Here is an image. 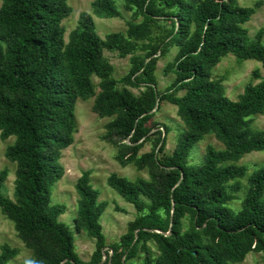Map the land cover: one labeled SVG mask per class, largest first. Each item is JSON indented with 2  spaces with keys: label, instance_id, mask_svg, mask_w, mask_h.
<instances>
[{
  "label": "trees",
  "instance_id": "16d2710c",
  "mask_svg": "<svg viewBox=\"0 0 264 264\" xmlns=\"http://www.w3.org/2000/svg\"><path fill=\"white\" fill-rule=\"evenodd\" d=\"M1 1L0 138H16L6 157L17 170L14 199L3 192L8 170L0 172V208L33 251L30 264H126L139 252L146 255L144 264H153L149 241L159 252L156 264H237L250 253L264 254V167L248 177L241 209L229 206L236 199L230 182L245 178L249 170L237 163L264 151V132L252 127V117L264 113V79L248 84L237 101L212 79V70L230 54L264 67V30L251 39L245 27L256 8L241 6L239 0H124L126 10L138 9L144 16L143 23L130 26L128 38L111 34L102 40L93 16L82 13L66 42L62 21L72 13L68 0ZM95 14L116 17L120 12L115 0H96ZM162 19L171 23L170 32L159 45L145 46V58L135 57L121 81L145 91L137 96L119 89L104 49L131 53ZM169 43L179 48L168 67L176 79L160 93L156 56ZM93 75L101 79L97 95ZM93 97L95 113L113 118L104 139L117 146L119 161L149 168L150 178L133 182L116 173L109 176L108 185L140 216L120 245L107 251L101 224L107 204L99 201L91 171L83 172L76 184L75 226L96 241L85 262L76 252L74 231L59 221L67 207L52 203V188L65 175L60 160L73 144L76 104ZM165 101L177 106L186 131L172 155H159L167 142L160 136L158 147L140 156L154 128L159 129L149 123ZM211 133L225 149L208 146L203 163L190 164L195 145ZM19 253L3 245L0 264H10Z\"/></svg>",
  "mask_w": 264,
  "mask_h": 264
},
{
  "label": "rangeland",
  "instance_id": "374dc122",
  "mask_svg": "<svg viewBox=\"0 0 264 264\" xmlns=\"http://www.w3.org/2000/svg\"><path fill=\"white\" fill-rule=\"evenodd\" d=\"M120 15L116 17H99L95 14L96 0H68L72 8L71 15L62 21L65 29V40L69 41L70 35L79 27V20L82 13H89L95 20V28L102 40H107L111 34H120L128 38V31L131 25L141 24L144 16L138 9L128 11L125 9L124 0H115ZM239 4L244 7L256 8V13L245 25L249 31V36L253 39L260 30H264V0H239ZM2 1L0 0V9ZM171 30V23L162 19L152 26V33L147 39L138 41V48L127 55H123L118 50L104 49V59L112 66V78L117 82L119 89L127 88L135 95L141 96L145 88H135L121 82L133 67L135 57L145 58L148 49L145 47L150 43L159 45ZM264 42V37H263ZM179 48L169 43L168 46L159 51L157 58V68L155 75L158 81L157 90L165 92L175 81L176 75L168 70L178 54ZM258 72L259 77L255 76ZM212 79L220 82L225 90V95L237 101L244 93L248 84H257L264 79V67L257 60H244L230 54L224 57L221 62L212 70ZM92 83L96 95L101 91V79L97 75L92 76ZM184 91L178 95H184ZM95 97L87 100H78L75 107V129L73 133V144L62 153L61 164L65 169L64 177L56 182L52 188V203L65 204L66 213L59 218L60 222L66 223L74 231L76 252L85 262L91 260L96 250V241L90 238L86 232L76 231L75 220L78 215L79 196L76 191V184L85 171H91V184L99 191V201L106 203L107 207L101 217L103 233L106 238L107 251L113 245H120L121 239L128 233L129 224L140 216L137 208L124 199L117 191L108 185V178L116 173L130 181L138 179L149 180V168L138 169L134 163L123 164L118 159V148L112 143L107 142L104 136L107 132L106 125L113 118H102L95 113L93 107ZM252 127L256 131L264 132V113L252 117ZM154 128L152 138L147 141L140 150V156L150 153L158 147L160 136L166 138V147L159 154L161 157L172 155L181 136L186 131V126L178 114L177 106L165 101L155 109V117L149 123ZM169 128V131L162 129V126ZM159 130L162 134H159ZM15 137H10L3 141L0 138V172L7 169L9 174L3 186L6 196L14 199L15 180L17 165L9 161L6 157L7 147L15 142ZM208 146H213L218 150L225 149L216 136L211 133L198 142L193 148L190 156V164L201 165ZM160 147V146H159ZM238 165L248 167V175L240 180L232 181L229 184L230 191L236 199L230 202V207L235 211L241 209V204L248 191V177L256 170L264 167V151L252 152L245 155ZM237 183L239 189H235ZM185 229L189 226V220H184ZM10 245L20 250L19 255L10 264H30L35 259L33 251L26 246L18 235L15 224L3 214L0 208V253L3 245ZM147 246L153 252V264L159 256L156 244L153 241L147 242ZM146 255L139 252L137 256L126 264H144ZM237 264H264L263 253H250L244 262Z\"/></svg>",
  "mask_w": 264,
  "mask_h": 264
}]
</instances>
